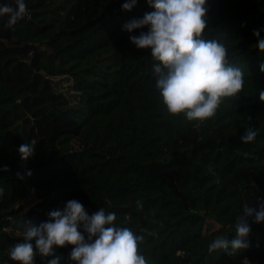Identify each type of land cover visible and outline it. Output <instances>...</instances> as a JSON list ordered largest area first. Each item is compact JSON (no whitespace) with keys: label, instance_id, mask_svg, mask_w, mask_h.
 <instances>
[{"label":"trees","instance_id":"obj_1","mask_svg":"<svg viewBox=\"0 0 264 264\" xmlns=\"http://www.w3.org/2000/svg\"><path fill=\"white\" fill-rule=\"evenodd\" d=\"M125 2L25 0L14 30L0 17V168L9 169L0 171V264H17L9 248L23 242L27 219L39 226L73 199L143 236L147 264H264V224L251 220L249 249L208 250L235 236L245 205L264 203V54L253 34L264 38V0H208L204 38L225 45L245 83L202 123L167 112L151 50L123 30L155 9L137 0L125 11ZM248 127L258 135L245 145ZM33 139V175L20 180L18 149ZM70 252L56 249L59 264H73Z\"/></svg>","mask_w":264,"mask_h":264},{"label":"clouds","instance_id":"obj_2","mask_svg":"<svg viewBox=\"0 0 264 264\" xmlns=\"http://www.w3.org/2000/svg\"><path fill=\"white\" fill-rule=\"evenodd\" d=\"M155 11L133 19L123 26L130 42L138 50H151L157 62L153 71L156 88L163 105L171 116L186 117L187 121L204 122L212 119L221 104L228 98H237L244 88V72L227 59V49L218 40L204 38L208 27V0H148ZM137 0H126L122 5L131 11ZM27 15L25 0H15V7L0 5V17L7 16V26L15 25ZM147 29V31H145ZM139 30V35L133 33ZM261 30H254L255 48L264 54ZM264 73V64L260 65ZM264 103V89L259 90ZM199 127V124L195 125ZM258 130L248 127L240 137L242 144L255 141ZM36 141L19 146L24 173L16 177L24 180L33 173L26 165L35 156ZM0 171L8 172L7 166ZM3 189L0 188V196ZM138 207L142 205L138 202ZM264 224V203L259 207L245 205L235 223V236L227 239L218 236L208 245L209 253L223 250L229 255L251 247V224ZM117 216L103 208L89 215L78 200L65 203L62 210L49 213L47 221L39 226L27 219L24 223L23 242L9 248V256L17 264H35V257H55L48 264H59L57 248L71 246L68 260L73 264H147L140 254L143 236L127 227L116 226ZM35 241V244H33Z\"/></svg>","mask_w":264,"mask_h":264},{"label":"rangeland","instance_id":"obj_3","mask_svg":"<svg viewBox=\"0 0 264 264\" xmlns=\"http://www.w3.org/2000/svg\"><path fill=\"white\" fill-rule=\"evenodd\" d=\"M29 204H31V203H29Z\"/></svg>","mask_w":264,"mask_h":264}]
</instances>
